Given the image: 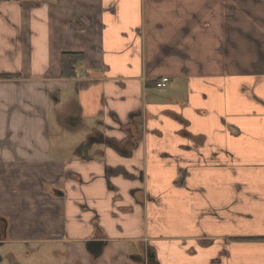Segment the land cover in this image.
Wrapping results in <instances>:
<instances>
[{
  "label": "crops",
  "instance_id": "obj_1",
  "mask_svg": "<svg viewBox=\"0 0 264 264\" xmlns=\"http://www.w3.org/2000/svg\"><path fill=\"white\" fill-rule=\"evenodd\" d=\"M0 75V242L264 264V0H0Z\"/></svg>",
  "mask_w": 264,
  "mask_h": 264
},
{
  "label": "rangeland",
  "instance_id": "obj_2",
  "mask_svg": "<svg viewBox=\"0 0 264 264\" xmlns=\"http://www.w3.org/2000/svg\"><path fill=\"white\" fill-rule=\"evenodd\" d=\"M63 135V140H66L64 142H67L69 137H72V134L68 131ZM52 247L63 253L64 247L61 244H58L57 246L46 245L41 246V248H39V246H33L32 250L35 251H31L26 245L0 242V264H10L9 259L11 255L15 257L16 264H34V262H41L42 260L40 258L52 255ZM62 262L63 254H59L57 259L54 260V263L62 264Z\"/></svg>",
  "mask_w": 264,
  "mask_h": 264
},
{
  "label": "trees",
  "instance_id": "obj_3",
  "mask_svg": "<svg viewBox=\"0 0 264 264\" xmlns=\"http://www.w3.org/2000/svg\"><path fill=\"white\" fill-rule=\"evenodd\" d=\"M83 61V55L80 53H62L61 54V76L63 78H72L75 75L76 65ZM15 78L12 75H0V79ZM128 133V137L121 142L114 139H107V142L118 152L129 154L130 148L134 146L137 135L133 132V126L126 124L123 127ZM7 229V218L0 216V239Z\"/></svg>",
  "mask_w": 264,
  "mask_h": 264
},
{
  "label": "water",
  "instance_id": "obj_4",
  "mask_svg": "<svg viewBox=\"0 0 264 264\" xmlns=\"http://www.w3.org/2000/svg\"><path fill=\"white\" fill-rule=\"evenodd\" d=\"M104 138L101 135L98 136H92L87 139V141L81 145L80 151L83 155V159L87 160L89 158L88 156V148L97 142H103ZM102 242L101 241H89L87 243V249L93 253V254H98L99 251L101 250ZM143 264H145V261L143 259Z\"/></svg>",
  "mask_w": 264,
  "mask_h": 264
},
{
  "label": "built area",
  "instance_id": "obj_5",
  "mask_svg": "<svg viewBox=\"0 0 264 264\" xmlns=\"http://www.w3.org/2000/svg\"><path fill=\"white\" fill-rule=\"evenodd\" d=\"M168 83V78L167 77H162L159 79V81L157 82V87H160V88H164Z\"/></svg>",
  "mask_w": 264,
  "mask_h": 264
},
{
  "label": "flooded vegetation",
  "instance_id": "obj_6",
  "mask_svg": "<svg viewBox=\"0 0 264 264\" xmlns=\"http://www.w3.org/2000/svg\"><path fill=\"white\" fill-rule=\"evenodd\" d=\"M136 260L139 261L141 264H143V260L140 257H136ZM138 262V263H139ZM145 264H152V262H146Z\"/></svg>",
  "mask_w": 264,
  "mask_h": 264
}]
</instances>
